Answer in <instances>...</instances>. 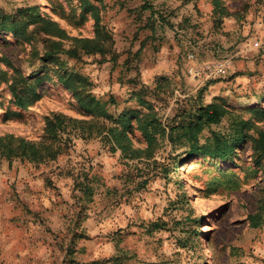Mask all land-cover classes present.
I'll use <instances>...</instances> for the list:
<instances>
[{
    "label": "rangeland",
    "instance_id": "rangeland-1",
    "mask_svg": "<svg viewBox=\"0 0 264 264\" xmlns=\"http://www.w3.org/2000/svg\"><path fill=\"white\" fill-rule=\"evenodd\" d=\"M101 1L115 58H64L92 81L96 97H113L120 110L133 108V88L147 86L148 98L163 116L171 114L177 99L200 96L203 103L223 98L248 117V109L264 96V0H224L230 14L225 17L214 14L210 0ZM145 1L151 10H140ZM32 4H40L71 35L93 36L90 19L71 25L53 14L45 0H0L8 12ZM32 50L30 43L0 34V136L14 133L36 140L44 116L52 111L82 117L55 79L36 84L39 96L17 108L12 86L34 83L32 74L40 65ZM189 54L199 65L229 61L230 67L223 76L194 77L187 72ZM159 76L166 78L159 80L166 92L155 96L151 89ZM227 126L224 119L203 136ZM133 136L134 146H142L140 133L135 130ZM238 156L237 168L231 163L222 168L244 177L242 167L251 164L249 143ZM90 175L94 194L88 201L74 178L86 183ZM218 175L213 163L187 155L184 147L168 145L154 158L127 160L99 137L75 139L46 162L0 157V193L19 210L22 227L29 232L35 223L33 231L49 244L46 264H264V227L252 228L247 221L255 210L260 177L248 174L239 190L228 192L211 183ZM156 221L159 227L151 225Z\"/></svg>",
    "mask_w": 264,
    "mask_h": 264
},
{
    "label": "trees",
    "instance_id": "trees-1",
    "mask_svg": "<svg viewBox=\"0 0 264 264\" xmlns=\"http://www.w3.org/2000/svg\"><path fill=\"white\" fill-rule=\"evenodd\" d=\"M51 12L74 26H79L90 19L93 36L71 35L49 13L41 10L40 4L20 6L11 12L0 7V34H11L16 41L32 45V59H39L40 65L32 74L34 83H23L21 87L12 86V94L18 109H24L30 97H38L35 85L44 80L61 85L74 100L80 110L81 118L52 111L44 116L43 131L36 140L8 133L0 136V157L11 161L15 158L34 163L56 159L71 147L75 139L91 140L99 137L111 152H120L127 160L154 158L155 153L168 145L184 147L187 155H194L215 165L219 175L211 183L228 192L239 190L248 174L260 177L258 193L253 213L247 216L252 228L264 227V96L258 97L255 105L248 110V117L237 113V108L225 99L214 97L203 103L200 96L176 100V107L170 115L163 116L152 100L148 98L147 86L133 88L131 96L137 105L133 108L118 109L113 97L103 100L92 92V81L81 72L69 66L64 58L80 59L89 55L114 56L113 32L103 22L104 5L101 0H45ZM187 3L191 0H180ZM214 14L228 16L229 10L224 0H210ZM152 7L145 1L140 10ZM153 14V10L151 14ZM38 42L42 44L41 52ZM144 40L140 42L135 55L143 50ZM2 61V60H0ZM10 65V62L7 61ZM164 76L156 78L158 83L151 89L155 96L166 92ZM155 80V81H156ZM167 83V82H166ZM263 103V104H262ZM262 104V105H261ZM224 119L228 126L225 131H211L206 137L203 131L212 125H219ZM140 133L137 141L142 146L133 144L134 131ZM249 143L251 164L242 167L244 177H240L232 168H222L225 163L235 165L239 159L238 151ZM235 168L238 165L233 166ZM74 183L86 195L88 201L94 194V178ZM188 202L186 198V203ZM159 227V221L151 224ZM191 231H189V236ZM182 247H186L182 244Z\"/></svg>",
    "mask_w": 264,
    "mask_h": 264
},
{
    "label": "crops",
    "instance_id": "crops-1",
    "mask_svg": "<svg viewBox=\"0 0 264 264\" xmlns=\"http://www.w3.org/2000/svg\"><path fill=\"white\" fill-rule=\"evenodd\" d=\"M201 79H198L200 82ZM20 212L6 194L0 193V264H46L51 260L35 223L28 232L18 221ZM40 238V239H39Z\"/></svg>",
    "mask_w": 264,
    "mask_h": 264
},
{
    "label": "built area",
    "instance_id": "built-area-1",
    "mask_svg": "<svg viewBox=\"0 0 264 264\" xmlns=\"http://www.w3.org/2000/svg\"><path fill=\"white\" fill-rule=\"evenodd\" d=\"M187 58L191 62L187 66V72L194 77L223 76L227 74L230 67L229 61H216L199 65L194 62L195 56L193 54H189Z\"/></svg>",
    "mask_w": 264,
    "mask_h": 264
}]
</instances>
